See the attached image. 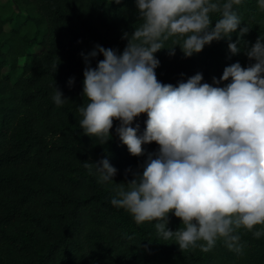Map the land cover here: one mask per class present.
<instances>
[{"label":"trees","instance_id":"obj_1","mask_svg":"<svg viewBox=\"0 0 264 264\" xmlns=\"http://www.w3.org/2000/svg\"><path fill=\"white\" fill-rule=\"evenodd\" d=\"M13 1L20 12L9 10L10 1L0 2V264H264V235L255 238L240 229V253L223 240L208 252H181L174 239L158 235L155 222L137 225L126 210L111 204L117 184L142 173L147 153L157 152L159 145H144L145 156L130 155L116 134L119 121L106 144L83 134L79 107L88 101L82 95L81 53L97 45L122 52L128 43L122 37L141 23L135 0ZM233 10L241 17L240 27L250 28L238 54L230 53L228 39L213 41L190 58L179 46L174 56L165 48L155 53L158 80L178 86L201 73L202 83L223 87L230 80L214 84L213 78L220 80L225 67L254 63L244 48L264 39V11L258 0H241ZM32 41L38 48L29 51ZM171 44L170 39L165 47ZM102 59L98 53L90 65ZM55 88L68 99L62 106L53 101ZM147 119L142 114L135 121L138 135ZM105 158L117 174L101 183L95 167L85 162ZM169 219L172 231L183 227L174 215Z\"/></svg>","mask_w":264,"mask_h":264},{"label":"clouds","instance_id":"obj_2","mask_svg":"<svg viewBox=\"0 0 264 264\" xmlns=\"http://www.w3.org/2000/svg\"><path fill=\"white\" fill-rule=\"evenodd\" d=\"M135 3L141 23L122 37L128 41L122 52L97 45L81 53L82 95L88 101L79 107L83 134L106 144L119 121L116 134L130 155L145 156L144 145H159L157 152L147 153L142 173L117 184L111 204L126 210L137 225L155 222L158 235L174 239L181 252H208L223 240L240 253V229L255 238L264 235V39L244 48L254 63H233L220 80L213 78L214 84L230 80L223 87L202 83L201 73L178 86L164 84L155 71L160 66L155 53L162 49L174 56L179 46L190 58L213 41L228 39L231 54L241 51L237 45L250 29L240 27L241 17L233 10L241 0ZM258 4L264 11V0ZM213 14L219 18L213 20ZM237 30L238 39L231 42ZM98 53L103 59L92 67L90 58ZM52 98L57 106L68 101L57 88ZM142 114L148 119L138 135L139 125H133ZM85 167H95L101 183L117 174L107 158ZM170 214L183 227L168 228Z\"/></svg>","mask_w":264,"mask_h":264},{"label":"rangeland","instance_id":"obj_3","mask_svg":"<svg viewBox=\"0 0 264 264\" xmlns=\"http://www.w3.org/2000/svg\"><path fill=\"white\" fill-rule=\"evenodd\" d=\"M10 1V2H9ZM0 2L1 3H6V2H9L10 4H9V10H10V8H13V10L15 11V12H20V8L15 4V2L13 1V0H0ZM7 4V3H6ZM4 8H6L7 9V7L5 6ZM21 16V15H20ZM38 48V45L34 42V41H32L31 43H30V45H29V51H33V50H36ZM19 60L21 61L22 60V57H20L19 58Z\"/></svg>","mask_w":264,"mask_h":264}]
</instances>
